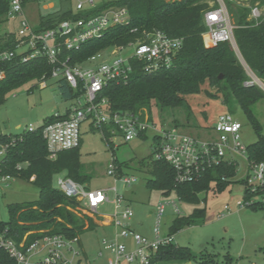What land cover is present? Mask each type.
I'll return each instance as SVG.
<instances>
[{
	"label": "trees",
	"instance_id": "trees-1",
	"mask_svg": "<svg viewBox=\"0 0 264 264\" xmlns=\"http://www.w3.org/2000/svg\"><path fill=\"white\" fill-rule=\"evenodd\" d=\"M26 1L24 0V5ZM209 1L211 0H100L87 11L66 9L40 16L36 29H50L65 19L87 17L109 8L126 7L130 14L129 24L110 27L102 36L84 42L78 50L66 52L72 65L84 63L91 55L106 47L135 42L143 30L159 29L169 37L180 38L181 47L169 67L144 74L139 66H134L126 83H107L98 94L97 100L106 98L111 114L127 111L143 117L146 112L149 119L155 121L154 109L161 111L184 107L187 95L203 92L212 98L220 96L222 104L230 113L236 107L243 111L257 135L256 141L245 148L247 161L264 163V135L252 111V106L264 98V91L257 85H245L249 76L229 42H219L213 47L204 46V12L210 7ZM255 2L264 5V0H250L249 4ZM225 3L235 25L233 37L242 60L258 78L264 79V19L255 25L247 19L248 6L236 5L227 0ZM8 8V2L0 0V23L8 20ZM15 43V33H5L0 37V52L15 51ZM0 69L4 72L0 79V106L10 91L30 81L49 78L51 74V66L44 58L21 62L19 54L2 62ZM56 84L65 100L73 101L81 94L80 89L73 90L63 79L56 81ZM208 88L215 92L212 93ZM68 113L69 109L66 108L62 114L48 116L41 126L32 131L24 130L17 135L0 134V146H6L5 155L0 162V173L30 181L38 188L36 200L9 205V219L0 220V232L6 229L15 240L26 235V242L29 243L43 234L54 233L72 237L96 226L92 219L76 211L75 199L66 197L53 186V179L57 174H64L86 188L91 179L84 172L80 161L79 149L82 140L78 147L59 151L54 158L49 157L42 128L48 123L67 117ZM173 126L178 127V123ZM90 129L98 130L92 126ZM102 132L103 140L113 153V145L107 141L111 135L110 127L104 125ZM140 138L146 139L147 134H142ZM156 143L157 140L153 137L151 148ZM154 152L152 149L147 171V188L157 190L164 196L173 193L184 203L197 205L201 200L205 201V198H200V194L209 190L214 193L223 192L236 175L235 160L220 161L204 167L190 181L177 182L174 168L164 159L154 158ZM113 161L116 164V160ZM116 165L118 174L124 173L123 168L127 164L124 162ZM239 182L244 185V201L264 196V189L250 192L245 178ZM257 206H264V201L255 200L247 205L252 210ZM204 220L205 207L194 208L189 215L176 217L169 226L168 234L173 235L185 226L197 225ZM192 260L197 264H212V260L207 261L202 253L195 256L188 247L174 243L161 247L156 256L157 264L162 261L188 264ZM0 264L16 263L0 249Z\"/></svg>",
	"mask_w": 264,
	"mask_h": 264
},
{
	"label": "built area",
	"instance_id": "built-area-1",
	"mask_svg": "<svg viewBox=\"0 0 264 264\" xmlns=\"http://www.w3.org/2000/svg\"><path fill=\"white\" fill-rule=\"evenodd\" d=\"M5 1L9 6L7 19L18 21V28L15 33L16 50L1 51L0 64L10 60L15 54L21 55V62L42 57L51 66V74L49 78L42 77L36 82L40 88L47 86L48 79H63L73 90L81 91L67 107V117L48 123L42 128L50 158H54L59 151L78 147L82 139V124L88 123L89 128H97L102 136V127H110L111 135L107 141L113 147L115 138L129 142L140 138L142 134L152 133V138L157 140L152 146L155 151L154 158L164 159L174 168L177 182L190 181L204 167L220 161H233L235 156H242L247 161L246 145L240 139L242 125L230 112L217 116L212 127L214 139L201 140L181 132L173 125L151 121L146 112L143 117L127 111L111 114L107 99L97 100L98 94L107 83H126L134 66H139L144 74L169 67L181 47L180 38L169 37L159 29L143 30L135 42L112 46L109 51L101 50L84 63L72 65L66 52L78 50L84 42L102 36L110 27L129 24L130 14L126 7L109 8L87 17L65 19L54 28L37 30L30 26L24 15V0ZM227 1L248 6L247 19L255 25L264 19V5L258 2L250 5V0ZM87 2L91 8L95 6L94 0ZM84 4L85 2H78L75 9L82 11ZM209 6L204 12V46L213 47L219 42H229L249 76L245 85H257L264 91V79L258 78L247 67L237 50L233 37L235 25L225 0H212ZM23 47L25 49L18 52ZM128 49L131 50L126 53ZM3 75L4 72L0 69V79ZM34 129L29 125L26 130ZM5 150L6 146H0V162ZM247 163V174L244 177L247 188L250 192L264 189V163ZM107 174L114 182L107 189L86 188L64 174H57L53 184L66 197L75 199L76 211L80 215L111 229L109 234L100 238L97 257L88 258L79 235L68 237L62 233L43 234L27 243L26 235L15 240L5 229L0 232V249L16 264H157L158 250L173 243V235L161 234L160 219L166 205H172L174 211L179 212L176 204L172 201L159 203L156 207L157 220L153 236H144L130 228L128 220L133 216V211L129 201L118 193L116 187L117 182L131 186L136 182V177L131 173L118 174V166L114 161L108 164ZM8 179L12 177L0 173L1 181ZM109 191L114 194L113 199L108 196ZM259 199L264 201V196ZM255 200V197L247 201L238 200L237 205L247 206ZM107 203L113 205V210L110 214H102L100 210ZM98 257H102L103 262H98Z\"/></svg>",
	"mask_w": 264,
	"mask_h": 264
},
{
	"label": "rangeland",
	"instance_id": "rangeland-1",
	"mask_svg": "<svg viewBox=\"0 0 264 264\" xmlns=\"http://www.w3.org/2000/svg\"><path fill=\"white\" fill-rule=\"evenodd\" d=\"M87 1L27 0L23 12L30 26L36 29L39 26L40 16H47L59 10L74 11L78 2H85L83 10L87 11L91 8ZM94 1L95 5L100 2V0ZM50 5L52 7H49ZM17 28L18 21L1 22L0 37L5 33H16ZM111 47H106L102 51H109ZM24 49L23 47L18 52ZM130 50L128 49L126 53ZM208 89L212 93L215 92L211 88ZM185 99L184 107L166 108L161 111L154 109L153 119L156 122L163 121L169 126L177 122V128L181 132L201 140L214 139L215 133L212 127L217 116L229 112L222 104L220 96L212 98L202 92L187 95ZM71 104V100H65L60 95L55 79H48L47 86L44 88L36 85V81H30L6 94L0 106V134L17 135L26 130L29 125L37 128L42 125L46 117L62 114ZM252 111L264 135V98L252 106ZM231 114L242 125L241 142L246 146L255 142L257 135L243 111L236 107ZM81 131L80 161L84 172L91 176L89 188L107 189L114 185L113 179L107 174L108 164L113 159L119 165L125 162L127 167L123 168V172L131 173L136 177V182L131 186H124L121 182L116 183L118 193L130 201L133 216L128 223L133 231L147 237L153 236L152 232L157 220L156 207L161 202L172 201L179 211L175 212L172 205L165 206L159 226L163 235L168 234L169 226L176 217L187 216L194 208L205 207L204 222L185 226L173 234L175 245L188 247L195 256L202 253L207 261L212 260V264H264V206H257L252 210L247 206L237 205L238 200H243L244 185L239 181L245 177L248 168L244 157L235 156L236 175L223 192L214 193L209 190L207 193H201L200 198H205V201L201 200L199 204L194 205L179 201L173 193L164 196L157 190L147 188L148 164L152 157V133L149 132L146 139L135 138L129 142H122L120 138H115L112 153L98 130H91L88 123H84ZM108 196L110 199L114 198L111 191L108 192ZM37 198L38 188L30 181L20 178L0 180V220L9 219V205L34 201ZM259 198L256 197V201L260 200ZM112 210L113 205L107 203L100 211L107 215ZM96 219L98 220L99 217ZM110 230L96 224L93 228L80 233L81 245L88 258L97 257L100 238L109 234ZM98 262H103V258L98 257ZM158 264L185 263L162 261ZM188 264H197V262L192 260Z\"/></svg>",
	"mask_w": 264,
	"mask_h": 264
},
{
	"label": "crops",
	"instance_id": "crops-1",
	"mask_svg": "<svg viewBox=\"0 0 264 264\" xmlns=\"http://www.w3.org/2000/svg\"><path fill=\"white\" fill-rule=\"evenodd\" d=\"M49 7H52L51 5ZM66 110V109H65ZM82 140V139H81ZM89 188V187H88ZM91 189V188H90ZM130 202V201H129ZM103 227V226H102ZM108 228V227H107Z\"/></svg>",
	"mask_w": 264,
	"mask_h": 264
},
{
	"label": "water",
	"instance_id": "water-1",
	"mask_svg": "<svg viewBox=\"0 0 264 264\" xmlns=\"http://www.w3.org/2000/svg\"><path fill=\"white\" fill-rule=\"evenodd\" d=\"M243 61V60H242ZM241 62V61H240ZM244 62V61H243ZM241 64H242V62H241ZM220 77H221V75H220Z\"/></svg>",
	"mask_w": 264,
	"mask_h": 264
}]
</instances>
